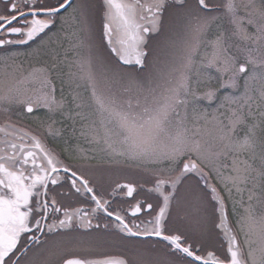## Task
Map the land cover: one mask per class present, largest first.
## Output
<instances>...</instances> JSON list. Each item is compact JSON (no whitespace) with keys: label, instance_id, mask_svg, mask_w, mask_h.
I'll return each instance as SVG.
<instances>
[{"label":"snow or ice","instance_id":"6c2138e0","mask_svg":"<svg viewBox=\"0 0 264 264\" xmlns=\"http://www.w3.org/2000/svg\"><path fill=\"white\" fill-rule=\"evenodd\" d=\"M0 264H264V0H0Z\"/></svg>","mask_w":264,"mask_h":264},{"label":"flooded vegetation","instance_id":"af4514ba","mask_svg":"<svg viewBox=\"0 0 264 264\" xmlns=\"http://www.w3.org/2000/svg\"><path fill=\"white\" fill-rule=\"evenodd\" d=\"M47 144L50 148L54 149L57 153L60 154V158L63 159L65 161V163H68V164L76 163V161L69 159L67 152H65L66 146L64 143H61L57 140H53V139L49 138L47 140ZM112 179H119L120 182H125V177L123 175H118V174L113 175ZM117 199H119V198H117ZM114 203H115V201H114Z\"/></svg>","mask_w":264,"mask_h":264},{"label":"rangeland","instance_id":"374dc122","mask_svg":"<svg viewBox=\"0 0 264 264\" xmlns=\"http://www.w3.org/2000/svg\"><path fill=\"white\" fill-rule=\"evenodd\" d=\"M59 142L63 143V141H59ZM73 143H75V142H73ZM81 147H83V148H87L88 145L82 143V144H81ZM230 211H231V208H230ZM232 219H233V223H235V217H233Z\"/></svg>","mask_w":264,"mask_h":264}]
</instances>
